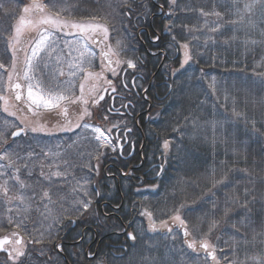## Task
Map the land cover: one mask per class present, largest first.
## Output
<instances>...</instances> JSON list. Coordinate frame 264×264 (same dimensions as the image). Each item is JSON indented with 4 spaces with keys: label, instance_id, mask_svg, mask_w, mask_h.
I'll list each match as a JSON object with an SVG mask.
<instances>
[{
    "label": "trees",
    "instance_id": "16d2710c",
    "mask_svg": "<svg viewBox=\"0 0 264 264\" xmlns=\"http://www.w3.org/2000/svg\"><path fill=\"white\" fill-rule=\"evenodd\" d=\"M104 2L105 0H100V3ZM0 3L12 14L11 18H6L5 9H0V62L10 66L11 54L3 30L15 26L17 19L23 14V7L29 5L31 0H0ZM73 3L79 4V11L72 16L74 20L89 21L91 14L103 12L97 7L96 0H73ZM135 3L143 7L134 9L130 17L111 20L109 26L113 29L114 25L115 28L111 38L114 36V42L115 37L123 40L126 45L135 49L134 53L128 52L124 58H131L138 63L136 70L141 69L138 72L145 78L141 89H145L149 79L154 76L150 92L154 124L144 131L152 142L149 154L153 155V151L159 149V146L153 144L155 140L176 138L182 144L184 168L181 164L176 165L181 151L178 153L173 145L167 168L156 183L159 191H150L142 203L136 198L140 171H133L126 177L120 174V171L126 173L129 166H138L139 157L130 162H117V153H112L111 149H103L104 155L100 158L103 165L99 166L98 172L94 170L92 174L96 176L101 171L108 170L113 179H108L104 172L101 175L103 199L101 196L93 213V217H97V223L88 221L91 216L88 220L78 216L77 225L73 228L71 223L67 224V219L55 224L50 219L48 230L44 227L43 217H34L26 224L31 236L23 228L11 225L10 229H16L27 241L33 240L32 243L28 242L31 247L27 252L26 264H67L62 256L59 258L55 254L54 247L61 241L64 242L63 251L70 264H152L151 260H144L156 250L160 253L166 250L161 249L165 243L161 238L144 239L147 237L145 233L136 230V244L150 245V249L142 251L143 248L132 246L127 234L117 233H121L140 210L152 212L158 222L181 212L186 215L189 233L194 225H199L201 233L207 232L208 225L213 220L217 221L208 238H217L215 245L225 254L220 264H252L253 258L259 260L264 257V207L260 202L251 204L250 210L241 205L245 202L246 192H254L258 199L264 193V106L254 103L264 97V53L261 46L248 44L235 52L232 47L223 46L219 49L206 45L208 43H205V39L200 41V37L195 36L197 27L207 30L201 23L209 14L221 12L219 0H176L174 4L171 0H156L155 3L152 0H135ZM161 7L165 9L164 14L155 16L154 14L160 13ZM224 14L225 17L229 15L228 12ZM226 20L229 19L226 17ZM230 33L225 30L218 37L228 43ZM173 35H176V41L172 39ZM154 40L157 41L153 42ZM182 43L189 44L192 59L189 71L181 72ZM157 53L159 55H152ZM164 58L166 60L161 65ZM0 75L6 80L7 74L3 69H0ZM211 75L220 79L215 90L209 88L208 76ZM188 85L189 89L192 88L191 93H184ZM232 91L237 96L235 106L231 100ZM156 95L165 98L157 101ZM5 119L8 117L2 110L0 101V123ZM206 121L212 124L224 122L230 129L229 124L236 121L238 134L243 141L247 140L246 145L238 147L235 149L237 152H234L233 148H222L211 140L205 142L198 139L196 143L190 141L194 130L200 126L202 128ZM132 126H135L134 122ZM244 127L248 129L246 134ZM28 136L15 139L19 143L18 149L22 150L21 142ZM29 146L32 147V142L28 148ZM185 184L190 186L184 189L182 185ZM144 185L154 187L147 182ZM225 198L231 203V211L227 217L223 216ZM251 199L249 195L248 200ZM103 201L109 202L105 212L108 215L101 211ZM122 201L124 207L119 211L113 210V206H119ZM55 206L60 208V204ZM166 208L169 209L168 213L163 212ZM33 210H36L35 206ZM137 218L143 221L139 215ZM234 224L239 226V230L233 227ZM89 226L104 236L100 253L94 261L85 259V252L94 240L92 231L86 229ZM84 231L86 234L83 236ZM41 234L42 242L36 243L35 239H39ZM124 245L126 250H122ZM90 252L93 253L94 250L91 249Z\"/></svg>",
    "mask_w": 264,
    "mask_h": 264
},
{
    "label": "snow or ice",
    "instance_id": "6c2138e0",
    "mask_svg": "<svg viewBox=\"0 0 264 264\" xmlns=\"http://www.w3.org/2000/svg\"><path fill=\"white\" fill-rule=\"evenodd\" d=\"M175 2L176 0H171V3L174 4ZM96 5L103 12L98 11L95 14H91L89 19L93 22L83 23L72 19V16L79 11V4L73 3V0H47V2H44V0H31L29 5L23 7L22 11L24 15H20L18 23L12 29L3 30L7 47L12 51V57L10 66H6L5 63L0 62V69H3L4 73L7 74L6 80L3 75H0V101H3V111L8 116L19 119L20 124L24 125V127H20L7 119L0 123V203L11 205L13 201H16L18 202L17 209L19 210L27 202V207L29 208L35 206L37 211L43 209L42 215L45 219H51L53 224L62 220L64 215L72 223H75V220L71 219L72 216H80L88 212L92 204L91 195L95 194L98 196L100 193L95 189H93L92 193H89L87 188L83 187L84 184L90 183V180H84V178L76 180L75 183L81 185L82 194L80 190L74 187L73 191L77 192V196L73 197L75 206L72 207L71 212L63 209L64 215L55 216L54 206L59 203L63 207V197L61 196L63 189L59 186L60 181L53 180L52 177H63L64 183H67L72 163L64 157H60V162H50V164H55L58 170L49 173H46L44 165L40 164L39 176L34 180L30 179L33 176V169L36 167L39 157L35 156L34 150L30 146L23 150L14 146L16 144L14 138L20 137L29 129V125L25 123L27 116L21 117L18 113L26 109L32 115L39 116L40 113L37 110L43 108L49 110V115L52 114L51 110H55V116L62 118V120L57 119L52 129H46L44 125L31 126L30 130L33 133L45 132L46 134H51L52 130L56 128L64 132L75 131L76 129L86 130L87 134L85 138L91 144V150L87 154V162L82 166L88 167L89 171H99L100 158L104 155V152L101 151L102 149L111 147L113 151L116 150L112 137V128L105 129L86 122V118H91L92 112L89 100L84 98L85 85L83 83L80 84V96H76L73 93L71 81L64 88L59 87L58 84L52 86L58 76H64L65 74L63 69L59 67L61 55L57 51L59 47L58 37L55 36L57 32L67 36L75 35L83 37V44L80 39L65 42V46L69 47V56H72L73 51L78 53V55L72 56V59L68 61V67L72 69L69 72V76L71 77H75L80 73L83 74L81 77L83 80H102L111 88L112 92H116L112 80L104 76L103 73L110 71L113 76H116L119 74L118 69L122 64H126L127 68L130 69L137 67L133 59L123 58L127 57L128 52L134 53V48L126 45L123 40L119 39L116 40L114 46L108 43L110 35L108 25L111 20H115L117 17H130L134 9L142 8L143 5H137L135 0H105L104 3L96 0ZM238 5L239 0H233L232 6L238 8ZM257 5L261 9H264V0H247L244 3L243 9L238 8L237 15L243 24L251 26V20L245 19V17H250ZM0 9H5V17L11 18L12 14L7 12L3 3H0ZM214 14L220 15L219 12ZM27 16L31 18L26 19ZM94 21H103V23H94ZM120 22L123 24V19ZM26 27L38 30V39L35 40L34 45L31 47V54L25 53L24 67L21 70V75L17 70L16 45L20 43V38ZM219 28L220 25L216 24L210 28V31L215 33L219 31ZM113 30H115L114 25ZM172 39L176 41V35H173ZM208 39L213 38L208 37L205 43H207ZM177 42L179 43V41ZM89 43L95 46L103 45L100 52V72L92 71V58L95 56V53L88 50ZM181 47L185 49L184 62L187 63L188 60L192 59V55L188 50L189 44L182 43ZM60 51L62 52L63 49ZM41 53H44V55L41 56ZM54 54L56 60L55 70L49 65V60L53 58ZM181 66L183 67V65ZM20 79H23L26 83L22 85L19 82ZM25 89L26 97L24 96ZM104 91H107V89ZM10 99L22 102V106L10 103ZM103 100L104 96L97 93L91 97V105H99ZM254 103L264 106V97H261L258 101H254ZM72 105L77 106L75 111H71ZM13 108L16 110H11ZM103 119L107 120L108 117L104 116ZM128 131H131V129ZM10 139L11 143H9ZM93 141L95 143H92ZM169 145L170 142L165 140L163 144L164 149L167 150ZM41 154L43 157H48L49 155L59 156V153L53 152L51 149L45 150L44 148L41 149ZM92 159L97 161L95 165H91L90 161ZM61 162L63 164L62 170ZM81 181H83V184ZM249 195L252 197L251 201L248 200ZM256 202H260L262 207H264V193L258 199L254 192H246L245 202L241 206L250 210L249 206ZM213 204L216 207L215 202ZM7 210L9 212L13 211L11 206ZM230 211L231 203L225 198L223 216L227 217ZM216 214L213 213V215ZM141 215L147 216L154 227L155 222L151 220L152 212L144 210ZM173 219L178 220L181 227L184 228V236H189L190 233L188 232L186 221L178 214ZM8 222L10 224L14 223L11 217H9ZM161 223L166 224L167 222L161 221ZM216 224L217 221L213 220L208 225V231L203 233H200L199 225H194V232L204 237L203 239H199V248L203 249L206 253L205 259H210L215 264H220L214 246L207 239L208 234ZM15 227L18 229L23 228L25 233L31 236L23 220L15 222ZM233 227L239 230L238 225L234 224ZM2 230L0 228V231ZM168 230L171 232V229ZM48 236H51L50 231L48 232ZM128 237L132 240L136 239L133 233H128ZM42 240L43 234H41L39 239H35V242L41 243ZM28 242L32 243L33 240L30 239ZM24 243V239L19 233L12 232L10 236L0 237V252H6L7 259L12 264H26L28 253L22 247ZM187 246L193 252H198L197 239H193ZM57 247L60 246L57 245ZM40 252L43 254L42 249ZM259 264H264V259H261Z\"/></svg>",
    "mask_w": 264,
    "mask_h": 264
},
{
    "label": "rangeland",
    "instance_id": "374dc122",
    "mask_svg": "<svg viewBox=\"0 0 264 264\" xmlns=\"http://www.w3.org/2000/svg\"><path fill=\"white\" fill-rule=\"evenodd\" d=\"M219 1H221V5H222L220 8V10H221L220 15L217 16L215 14H209L208 17L205 18L203 23L200 22L202 25L206 26L207 30L204 29L203 27H200V28L197 27V29L194 31V33L196 34L195 36L197 38L199 36L200 41L202 39L206 40L208 37H212L213 39L207 40L208 44H206V45L213 46V47L219 48V49H222L223 46L232 47L236 52V50L239 47L243 49V46H246L248 44H252V45H260L261 49H262V53H264V9H261V7L259 5H257L253 9L250 17H245V19L251 20V26H249L247 24H243L237 15L238 8L243 9L244 3H246L247 0H239L238 8L235 6H232L233 0H219ZM225 12L229 13V15L226 16L229 20H226V17L224 14ZM219 17H220V19H219ZM30 18L31 17H26V19H30ZM18 21H19V19L17 20L16 24L18 23ZM216 24H219L220 28H219V31L213 33L210 31V28ZM112 30L113 29H111V32H112ZM225 30L231 32L228 35V43L218 37V36L222 35V33ZM33 31H34L33 28L26 27L23 31L21 38H20V43L16 45V50L18 51V53L16 54L17 70L18 71L20 70L21 65L24 64L25 56L22 53L26 49V45L24 44V42L26 40H30V37H32V35L33 36L36 35L35 33L33 34ZM114 33H115V30H113V34ZM55 36L58 37V44H59L57 51L61 55V63L59 65V67L64 69V70L66 68L67 72L65 73L66 76H58L57 79L53 82V86L58 84L59 87L64 88V87H67L68 82L71 81L72 91L74 92L76 85H77V79L79 78V76L81 74L78 73L75 77L69 76V72L72 69H70L68 67V61L70 59H72V56L78 55V53L73 51L72 56H69L68 55L69 47L65 46V42L76 40L78 38H75V37L69 38V39H63L62 38V40H61L60 36L57 33H55ZM113 38H114V36H113ZM113 38H112L111 43L113 45H115L116 41L114 42ZM115 40H118V39H116V37H115ZM213 40H216V42H214ZM195 41L198 42V40H195ZM81 43L83 44L82 41H81ZM61 49H63L62 52L60 51ZM188 50L191 54L192 50L190 47ZM182 51H184V48H182ZM94 59L95 58L93 57L92 58V64H93ZM184 59H185V57H184ZM182 62L183 63H181V65H183V67L180 65L181 66L180 71L181 72L182 71H189V69H190L189 66H191L190 61L188 60V62L185 63L184 60H182ZM49 65L53 70H55V67H56L55 54L53 55V58L51 60H49ZM219 80L220 79L216 75L215 76L214 75L208 76L209 88L211 90H215V88L218 86V84L220 82ZM189 85L187 86L188 88L184 89V91H183L184 93H191L192 88L189 89ZM231 100H232L233 106H235L236 103L238 102L237 96L233 91H232V95H231ZM242 101L244 102V96H243ZM7 117H8L7 120H9V116H7ZM245 121H248V119L246 120V118H245ZM10 122H11V118H10ZM28 123L32 126V122H28ZM229 125H230L229 127H231V129L228 128L224 122H220V123L215 122L212 124V122L206 121L205 124L202 126V128L200 126L197 130H194V134H192L190 136V138H192L190 141L195 142L198 139H201V140H204L206 142L208 140H211L214 142V144L221 145L222 148L229 146V147L233 148L232 151L237 152L235 149H237L240 146L242 147V146L246 145L247 140L243 141L240 137V134H238L239 130H237L238 127L236 128V125H237L236 121L231 122ZM247 131H248L247 127H244V134H246ZM202 138H204V139H202ZM31 142H33V140H32V137L29 136L27 139L24 140V142H21L23 144H22V146L20 145V147H22V150L27 149L28 145ZM9 143H11V142H9ZM173 144L175 145V148L177 149L178 153H180V151H181V156L177 157L176 165H180V164L183 165L184 163L182 161V159H183L182 154L183 153H182L181 141L175 138ZM18 145H19V143H16L14 146L18 148ZM60 146H61V142H57L55 144V148L52 146L53 149H51L49 146L48 149H51V150H53V152H56V150H59ZM31 148L33 149V143H32ZM163 150H164V152H167V150H165L164 147H163ZM56 153H59V152H56ZM34 154L36 156V150H34ZM49 156H52V155H49ZM60 157H61V155L59 153V156H52L51 158L48 157V161H47V157H43V160H41L42 158L38 159L36 167L33 169V173L34 172L38 173L40 171V164L44 165V171L46 173L57 171L58 169L56 168L55 164H50V162L51 161L60 162ZM181 161H182V163H181ZM61 165H63V164H61ZM183 168H184V165H183ZM61 170H62V168H61ZM184 171H186V170H184ZM89 174L90 173L88 171V174H87L88 180L90 179ZM22 175H23V173H22ZM54 177L55 176H53L52 178H54ZM68 177H69V175H68ZM36 178L37 177L35 176L34 178L31 177L30 179L34 180ZM58 179L61 181L63 179V177H55V180L58 181ZM68 179H69V188L65 191L66 194L70 193L69 196H77L74 194L75 192L73 191V188L75 186L79 187L76 189L80 190L81 194H82L81 185L76 184L75 181L73 182V179H72V181L70 180V178H68ZM81 183L83 184V181ZM89 185H90V183H89ZM182 186H184V189H186L190 185L185 184ZM83 187H84V185H83ZM162 187H165V186H162ZM154 191H156V193H157L159 190L157 191V189H154ZM17 203L18 202H16V201H13L11 203V205H5V204L0 203V228L5 227L6 224H5V222L3 223V221H9V217H11L13 221H21V220L24 221L25 218L27 217V215H29L30 208L27 207V202H26V205L21 207L19 210L17 209ZM9 206L12 207L13 211L9 212L7 210V208ZM74 206H75L74 202H72V203L71 202H63V207H61V205H60V208L57 206H54V214L57 217L62 216V215H64L63 209H67L68 212H71V209ZM50 207H52V206L50 205ZM25 208H27V210H25ZM42 212H43V209H41V211L36 210L35 217L36 218L44 217L42 215ZM163 212L168 213L169 209L166 208ZM176 214H177V212L174 213L170 218L168 217L167 218L168 220H166V222H167L166 224H162V223L158 224V227L161 228V231L163 233L167 232V233H164V238L168 241L165 242V244L161 248V249H166V250L161 251V253L159 250H156V252L153 253L152 256H148V258H145L144 261L151 260L152 264H213L210 259H207V260L205 259V257H206L205 252H201L200 249H198V252H193L192 249L188 248V246H187V244H185V242H182L183 237H182L180 231L176 229V227H178V226L181 227L180 222L178 220L173 219V217ZM178 215H180L181 218L183 220H185L186 215H184L181 212ZM65 217H66V215H64V218ZM146 217L147 216H145V218ZM43 219H44V224H45L44 227L49 230V227H50V225H49L50 222H48L49 220L45 219V218H43ZM147 219L149 220L148 217H147ZM151 220L155 222L154 225H155V227H157L156 223H158L157 222L158 220L155 219V217L153 215H152ZM185 221H186L187 226H188L187 220H185ZM148 222H150V220ZM170 222H173V223L170 224ZM150 224H152V223L150 222ZM171 225L174 226L175 228H171ZM162 226H164L166 228H164ZM170 228H171V232L168 230ZM151 230L154 231L155 228H151ZM5 233H6L5 230H2L0 232V235L3 236V235H5ZM200 233H201V230H200ZM150 238L153 239L152 237H150ZM188 239L190 240V242L193 239H197V245H199V239H202V236L199 235L198 233L194 232V227H193L192 231L190 232V235L188 236ZM208 241L212 243V246H214L217 242V238H214L213 240L211 238L210 239L208 238ZM214 248L216 251L217 258L221 263L224 259L223 257L225 254H224V252L220 251L218 246L215 245ZM147 249H150V245H144V248L142 249V251L147 250ZM261 259H264V257H262ZM261 259L256 260L253 258L252 264H259V261Z\"/></svg>",
    "mask_w": 264,
    "mask_h": 264
},
{
    "label": "flooded vegetation",
    "instance_id": "af4514ba",
    "mask_svg": "<svg viewBox=\"0 0 264 264\" xmlns=\"http://www.w3.org/2000/svg\"><path fill=\"white\" fill-rule=\"evenodd\" d=\"M159 11L162 12V16L165 12V9L161 7L159 8ZM154 15L160 16L159 13H156ZM167 16H169V13H167ZM57 34L60 36L61 40L62 38L68 39L74 36H67L59 32H57ZM37 37L38 35H36L35 37H30V40H26L24 42V44L26 45V49L22 52L23 54L28 52L29 43L31 41H35ZM77 38L81 39V41L84 42L83 37L77 36ZM102 47L103 45L95 46L91 43H89L88 45V49L95 53V60L92 71L100 72L101 70L100 52ZM157 55L159 54H154V56ZM181 55L183 56V53H181ZM164 60H166V58L163 59L161 65L163 64ZM140 63L144 65V62L141 61ZM23 67L24 64L21 65L20 70L18 71L21 73V75V70L23 69ZM136 68L130 69L127 68L126 64H122L118 69L119 74L116 76H113L110 71L103 73L104 76L112 80L113 86L116 88V92H112L111 88L102 80H83L81 78V81L74 91V94L76 96L81 95L80 84L83 83L85 85L84 98L89 100V106L92 112L91 118H86V120L90 119V121H92L93 123L107 125V127L112 128L115 125L114 128H116L117 130L112 133V137L113 142L116 146V153L118 154L117 162H130V160H136V157H139V165L131 167L129 166L127 167V169L130 171H140L141 175L139 176V178L141 186H143L146 182L147 184L154 185L159 182L156 180H158L165 172V168H167V165L169 163V158L168 156L161 153V148L163 149L164 144L163 140H155L153 144L161 148H159L156 152L153 151V155L149 154V149H151L150 146L152 142L151 138H147V135L146 133H144V131L146 128L151 127L154 124V116L152 113L153 100L150 93L154 82V76L149 79L146 88L141 89L142 85L145 82V78L140 72H138L141 69L136 70ZM66 71L67 70H64V73H66ZM19 82L22 85L26 83L22 79H20ZM93 88L95 89L94 91ZM105 89H107V91H104ZM97 93L103 95L104 100L101 101L99 105L92 106L91 97L96 95ZM7 95L9 94L7 93ZM24 96L26 97V89L24 91ZM155 97L157 101H162V99L165 98V96L159 97L158 95H156ZM10 101L18 106H22V102L14 101L13 99H10ZM76 108V105H72L71 111H75ZM14 110L16 109L14 108ZM37 111L40 113L39 116L32 115V113L27 112L26 109L23 112H19L18 115L21 117L27 116V120L25 122H32V126L44 125L46 129H52V126L56 124L57 119L62 120V118L55 116V110H51V115H49V110L47 109L40 108ZM104 116H107L108 119L104 120ZM133 122L135 124L134 127L132 126ZM129 129H131V131H128ZM36 134L42 137V140H44L42 142V145L44 149H46L48 148L47 146L51 142H53V139L58 137V134L63 133L60 132L59 128H56L55 130H52L51 134H46L45 132H38ZM167 150H170V145ZM101 151H103V149ZM92 232L94 234V240L92 241V244L87 248L85 256H87L89 251L93 249L95 256L92 260H95L96 258H98V255L100 253L99 248L104 241V236L100 235V231L92 229ZM22 247H24L25 250L27 249L25 245H23ZM125 248L126 247H123V249ZM54 249L55 254L59 258L62 256L63 261L65 259V261L68 262L67 256L63 251V246L61 247V249H58L55 246ZM0 256L3 257L0 260V264H12V262L7 259L6 252H2ZM59 258L56 259L59 260ZM86 259L88 258L86 257Z\"/></svg>",
    "mask_w": 264,
    "mask_h": 264
}]
</instances>
